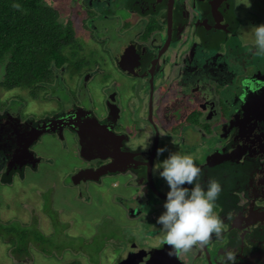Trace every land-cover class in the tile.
<instances>
[{
    "label": "flooded vegetation",
    "instance_id": "flooded-vegetation-1",
    "mask_svg": "<svg viewBox=\"0 0 264 264\" xmlns=\"http://www.w3.org/2000/svg\"><path fill=\"white\" fill-rule=\"evenodd\" d=\"M89 5L83 16L96 14ZM126 6L132 17L117 25L126 40L111 59L120 72V86L110 90L114 80L102 85L106 96L99 104L105 107V117L76 103L55 105L51 113L34 117L21 112L27 103L20 91L9 99L0 96V178L10 183L24 174V167L35 168L41 161L32 151L38 138L48 133L63 140L67 129L81 159L69 182L76 187L91 181L104 184L134 221L125 224L126 229L136 225L142 233L139 238L125 235L116 264H220L225 250L235 253L236 264H264V55L257 54L254 37L242 40L237 0H128ZM92 18L85 22L96 20ZM85 43L83 54L94 55L92 63H83L85 72L55 70L69 90L77 91L78 84L85 87L104 74L105 60L98 61L100 54L84 48ZM6 92L0 89V94ZM49 94L58 97L51 89ZM16 101L20 107L11 105ZM45 123H51L49 130ZM184 127L208 135L213 145L194 156ZM145 142L149 147L142 151ZM159 146L190 154L202 168V185L209 179L221 184L213 211L223 222L222 236L212 237L204 247L169 255L161 240L155 219L163 211L167 185L153 168L168 152L157 157ZM120 176L127 194L111 190ZM41 210L56 238L47 236L45 250L30 245V254L36 250L50 264H98L81 235L79 241L64 240L75 233H68L72 221L60 208L46 199ZM14 220L22 225L35 221L38 227L35 216L27 223ZM108 243L106 255L112 250ZM102 248L98 245L97 253Z\"/></svg>",
    "mask_w": 264,
    "mask_h": 264
},
{
    "label": "rangeland",
    "instance_id": "rangeland-1",
    "mask_svg": "<svg viewBox=\"0 0 264 264\" xmlns=\"http://www.w3.org/2000/svg\"><path fill=\"white\" fill-rule=\"evenodd\" d=\"M50 1V0H49ZM128 0H53L50 1L59 10L62 17H70L73 12L72 19L75 27L76 35L79 40L86 42L84 48L96 50L98 61L105 60L104 74L92 80L85 87H81L75 91L73 88L69 90L65 84L63 77L59 76L54 80V101L42 103L35 100H29L26 92L22 93L25 97L27 106L20 107L19 102H12V106H19L21 112H30L32 116H42L45 113H51L55 105L64 108L69 104H80L90 110H95V114L103 119L105 117L104 105L99 104L104 99L106 91H102V85L106 81L114 80L116 85L110 87V90L118 89L120 86L117 77L120 72L113 66L111 59L119 51L121 43L126 40V36L119 35L117 25H121L122 21L131 18L129 7L126 6ZM73 2H76L73 4ZM87 3L94 7L96 14L88 11L89 17L96 20L83 23V11L86 10ZM78 5H83V9ZM249 9V10H248ZM83 10V11H82ZM237 13L241 15L240 32L242 40L253 37L250 25L264 23V1L263 0H237ZM86 18V20H88ZM244 20V21H243ZM84 24H86L84 26ZM122 26V25H121ZM102 40V43L99 42ZM107 52H106V51ZM106 53V54H105ZM93 54L87 53L89 63L93 61ZM95 62V61H94ZM0 66V76L2 74ZM106 70V71H105ZM60 75V74H59ZM67 77V74L65 75ZM109 85V82H107ZM100 89V91H98ZM9 90L6 94H0L2 98H11L14 96L13 91ZM109 90V91H110ZM121 91H124L122 88ZM108 92V91H107ZM49 94V91L46 93ZM5 96V97H4ZM101 101H100V100ZM99 104V105H98ZM53 107V108H52ZM25 113V114H27ZM63 131V140L52 134H42L32 146V151L37 157L41 158L40 163L35 168L29 166L24 167L23 175H16L12 179V183H5L0 178V220L9 221L19 219L25 223L31 221L32 217H37L38 228L45 236H51L52 228L48 218L44 215V201L51 200L56 208H60L63 213L72 221V229L68 233H75L73 238L65 237V241L78 240L81 235L82 241H87L85 250L89 251L94 259L99 260L98 264H116L118 256L124 247L123 241L125 235L134 234L139 238L142 233L137 230L139 227L133 226V229H126L130 220L120 203L112 200L113 192L106 189L105 185L99 186L91 181L86 185L76 187L69 182V176L81 166V159L78 154V148L72 137H68L69 133ZM205 134V131H203ZM184 137L187 139L189 150H192L194 156L202 155L201 153L210 149L214 141L210 140L208 135L202 136L194 127H184ZM204 147L202 148V146ZM204 149V150H203ZM125 178L120 176L119 184L112 186L114 192L128 193L125 188ZM111 184L112 178L106 179ZM109 187V185H107ZM129 190V189H128ZM134 222V221H133ZM70 229V228H69ZM54 232V231H53ZM51 237L56 238L55 234ZM113 237L112 242H106V239ZM79 241V240H78ZM139 241V240H138ZM109 244L112 248L108 251V255L104 253ZM103 246V253H97V246ZM119 246V247H118ZM7 246L0 241V264H15L10 259L7 252ZM107 247V246H106ZM108 249V250H109ZM50 259L41 255L36 250H31L24 262L16 264H50ZM62 264V263H59Z\"/></svg>",
    "mask_w": 264,
    "mask_h": 264
},
{
    "label": "trees",
    "instance_id": "trees-1",
    "mask_svg": "<svg viewBox=\"0 0 264 264\" xmlns=\"http://www.w3.org/2000/svg\"><path fill=\"white\" fill-rule=\"evenodd\" d=\"M50 1L0 0V89L26 92L32 100L54 101L46 93L56 89L55 70L66 67L73 75L85 72L87 54L76 35L73 12L64 18ZM88 17H83V23ZM0 241L16 264L30 255V245L45 250L50 239L35 221L22 225L18 220H0Z\"/></svg>",
    "mask_w": 264,
    "mask_h": 264
},
{
    "label": "clouds",
    "instance_id": "clouds-1",
    "mask_svg": "<svg viewBox=\"0 0 264 264\" xmlns=\"http://www.w3.org/2000/svg\"><path fill=\"white\" fill-rule=\"evenodd\" d=\"M249 27L257 54L264 55V23ZM148 147L149 142H145L141 150ZM166 151L167 156L153 168L167 185L163 211L156 217L155 224L163 233L161 240L168 246L169 255H175L194 246L204 247L212 237L222 236L223 222L213 211L222 189L215 179H209L204 185L200 183L202 168L190 154L159 146L156 156ZM220 264H236L235 253L225 250Z\"/></svg>",
    "mask_w": 264,
    "mask_h": 264
},
{
    "label": "water",
    "instance_id": "water-1",
    "mask_svg": "<svg viewBox=\"0 0 264 264\" xmlns=\"http://www.w3.org/2000/svg\"><path fill=\"white\" fill-rule=\"evenodd\" d=\"M61 119H62V118H61ZM61 119H60V120H61ZM50 125H51V123H45V126H46L45 129H46V130H49V126H50Z\"/></svg>",
    "mask_w": 264,
    "mask_h": 264
}]
</instances>
